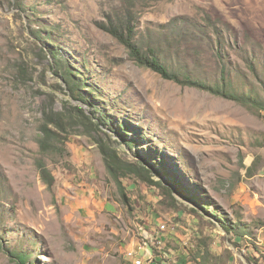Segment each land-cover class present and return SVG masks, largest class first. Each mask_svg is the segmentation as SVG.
<instances>
[{
  "label": "rangeland",
  "instance_id": "obj_1",
  "mask_svg": "<svg viewBox=\"0 0 264 264\" xmlns=\"http://www.w3.org/2000/svg\"><path fill=\"white\" fill-rule=\"evenodd\" d=\"M124 1L19 0V8L0 0V264H20L14 252L26 255L23 264H131L126 252L158 222L177 229L159 250L147 241L158 257L182 255L191 244L200 264H264V111L134 64L99 28L124 11ZM177 17L229 26L240 48L225 49L238 75L233 83L264 102V0H137L133 27L160 32ZM186 49L193 77H219L205 44L169 51ZM58 60L85 103L70 97ZM246 60H254L257 76ZM74 107L102 114L107 125L88 135L68 119ZM97 138L122 161H142L157 185L129 176L122 197ZM158 175L183 199L172 203ZM191 204L204 218L189 214ZM187 236L184 245L178 237Z\"/></svg>",
  "mask_w": 264,
  "mask_h": 264
},
{
  "label": "trees",
  "instance_id": "obj_2",
  "mask_svg": "<svg viewBox=\"0 0 264 264\" xmlns=\"http://www.w3.org/2000/svg\"><path fill=\"white\" fill-rule=\"evenodd\" d=\"M16 6H19V0H14ZM137 0H125L124 11L114 12L109 19V24H100L99 28L112 36L119 44L127 51L131 61L141 68L148 69L161 78L174 82L183 87L193 88L202 92L209 93L215 97H219L228 101H232L244 106H250L257 110L264 111V102L258 97L246 95L244 92L239 93L241 86L234 85L233 80L237 79L236 72L230 69L229 55L225 49L231 51H239L240 48L232 43V32L229 26L208 19L204 25L196 24L186 17H177L172 19L167 25L163 26V31H154L146 29L143 33H136L133 27L134 4ZM145 1H160V0H145ZM39 37V33H36ZM41 38V37H39ZM45 39L49 40L48 37ZM205 44L212 54L213 59L219 66V77L214 81H205L200 78L193 77L188 68L187 61L193 60V55L189 54L188 49L182 53H170L169 49L173 46L183 44ZM168 55L169 59H167ZM53 58L58 57V53H52ZM184 58L182 65L179 60ZM57 68L61 70V77L68 85L70 97L77 102L85 103L80 94L79 85L72 80V73L67 70L61 62L56 61ZM245 64L249 71L257 76V70L254 60H246ZM245 88V87H244ZM74 115L69 117V120L74 119L80 126L88 130V135L91 133L98 134L102 131V127L106 124L105 118L102 116L96 117L97 113L87 115L83 110L74 107ZM64 115V113H62ZM60 114V116H63ZM98 147L102 161L108 176L119 188L121 196H124L121 180L133 176L139 181L156 186V182L151 179L149 171L141 165L127 163L120 159L116 150L97 138L94 140ZM47 172H43V176ZM162 189L163 194L168 196L172 203L175 200L170 196L169 192ZM200 210V209H199ZM201 211V210H200ZM203 212V211H201ZM189 214L202 219L195 210H189ZM204 218V217H203ZM209 225H212L208 221ZM218 227L226 234L232 235L233 228L226 223L219 222ZM15 259L23 264L26 262L24 253H13ZM198 261L194 260V264Z\"/></svg>",
  "mask_w": 264,
  "mask_h": 264
},
{
  "label": "built area",
  "instance_id": "obj_3",
  "mask_svg": "<svg viewBox=\"0 0 264 264\" xmlns=\"http://www.w3.org/2000/svg\"><path fill=\"white\" fill-rule=\"evenodd\" d=\"M175 230L176 227L173 226L172 231H165V223L157 224L153 228V234H149L147 237H144V239H142V242L138 241L137 243L140 244H137L136 249H132L126 252V258L130 260L131 264H143V258L152 259V251L151 248H149V246L147 245V241L148 243H151L153 247L159 250L162 248L165 235L174 233ZM186 247H188V245ZM141 251H143L145 255H143V253H140ZM141 255H143V257Z\"/></svg>",
  "mask_w": 264,
  "mask_h": 264
},
{
  "label": "crops",
  "instance_id": "obj_4",
  "mask_svg": "<svg viewBox=\"0 0 264 264\" xmlns=\"http://www.w3.org/2000/svg\"><path fill=\"white\" fill-rule=\"evenodd\" d=\"M159 223H161V222L155 223L154 226H156ZM176 233H177V229L175 230L174 233L167 234V235H169L168 237H167V235H165L163 243L168 242L169 239L171 238V236L176 235ZM178 238L181 240V243H184V245L189 243V240H190V238L188 236L186 238H184V237H178ZM176 243H178V242L176 241ZM192 247H193V245H191V244H189L188 247L182 246L181 247V254L182 255H178L176 257L175 256L173 257L167 253H162L158 257V255H155V253L152 252V259L143 258L144 259L143 264H167V262H169V264H171V263H173V264H194V258L191 256L192 255V251H191ZM134 249H136V248H134ZM143 251H141L140 253H143V255H145ZM176 254H179V252H176ZM161 256H164L163 258H166L167 261L164 262V261L160 260L162 258ZM176 258H178V259H176ZM191 258H192V261L190 260ZM196 261H198V260L196 259Z\"/></svg>",
  "mask_w": 264,
  "mask_h": 264
},
{
  "label": "water",
  "instance_id": "obj_5",
  "mask_svg": "<svg viewBox=\"0 0 264 264\" xmlns=\"http://www.w3.org/2000/svg\"><path fill=\"white\" fill-rule=\"evenodd\" d=\"M138 163H140V165H141L142 167H144L147 171H149V173L151 174V171L148 170V169L144 166V163H143L142 161H138ZM156 176H157V175H156ZM151 178H153V177H151ZM158 178H159V182H160V185L162 186V188L165 189L166 191H168L169 194H170V196H171L175 201H177V198L183 199L182 196L179 195V194H176L175 191H174L170 186L163 184V182H162V177H160V176L158 175ZM188 210H195V211L198 212L200 215H203V213H202L197 207L193 206L192 204H191V207H188ZM203 216H205V215H203Z\"/></svg>",
  "mask_w": 264,
  "mask_h": 264
},
{
  "label": "bare ground",
  "instance_id": "obj_6",
  "mask_svg": "<svg viewBox=\"0 0 264 264\" xmlns=\"http://www.w3.org/2000/svg\"><path fill=\"white\" fill-rule=\"evenodd\" d=\"M165 231H166V228H165Z\"/></svg>",
  "mask_w": 264,
  "mask_h": 264
}]
</instances>
